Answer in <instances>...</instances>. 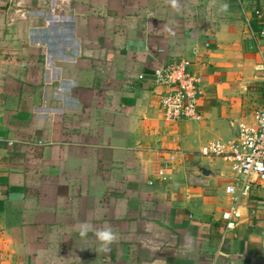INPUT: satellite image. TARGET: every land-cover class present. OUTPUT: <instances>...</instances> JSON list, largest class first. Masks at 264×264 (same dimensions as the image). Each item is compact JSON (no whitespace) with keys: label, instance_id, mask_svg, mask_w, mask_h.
<instances>
[{"label":"crops","instance_id":"obj_1","mask_svg":"<svg viewBox=\"0 0 264 264\" xmlns=\"http://www.w3.org/2000/svg\"><path fill=\"white\" fill-rule=\"evenodd\" d=\"M50 2L0 0V264H264V197L226 230L236 176L199 153L264 103V0ZM174 58L199 121L163 118Z\"/></svg>","mask_w":264,"mask_h":264},{"label":"built area","instance_id":"obj_2","mask_svg":"<svg viewBox=\"0 0 264 264\" xmlns=\"http://www.w3.org/2000/svg\"><path fill=\"white\" fill-rule=\"evenodd\" d=\"M63 1L60 4L63 5ZM57 5V0H51L52 10ZM52 17L57 18L58 15L53 13ZM158 52L162 53V50L159 49ZM153 75L156 83L169 89L160 98L165 120L176 122L202 119L198 99L202 96L203 89L199 78L188 70L186 60L174 58L169 63L155 68ZM199 153L210 158H220L230 166L236 176V185L230 184L225 188L231 195L232 205L221 214L225 229H232L241 219L238 210L240 198H248L256 192H260L264 197V103L253 112L250 120L237 122L234 137L207 141L201 146ZM166 166L167 163L163 162L157 169L156 175L159 178L165 179Z\"/></svg>","mask_w":264,"mask_h":264},{"label":"clouds","instance_id":"obj_3","mask_svg":"<svg viewBox=\"0 0 264 264\" xmlns=\"http://www.w3.org/2000/svg\"><path fill=\"white\" fill-rule=\"evenodd\" d=\"M173 7H175V3H173ZM227 4H224L222 6V10L226 11L227 10ZM80 235L84 236L87 231H89L91 229V225L89 223H82L80 225ZM96 238L99 242H101V244L103 246H105V248L107 247V245L111 244L115 239H116V235L115 233L111 230V228L109 227H105L102 230H97L95 232Z\"/></svg>","mask_w":264,"mask_h":264},{"label":"rangeland","instance_id":"obj_4","mask_svg":"<svg viewBox=\"0 0 264 264\" xmlns=\"http://www.w3.org/2000/svg\"><path fill=\"white\" fill-rule=\"evenodd\" d=\"M62 1H63V0H57V2H58V4H59V5H62V4H60V2H62ZM63 3H64V1H63ZM15 5H16V4H15ZM63 5H64V4H63ZM11 6H12V8H13V9L17 8V5H16V7H15V6H13V5H11ZM14 7H15V8H14ZM13 9H12V10H13ZM54 12H55V9H53V10H52V9H50V12H49L50 19H56V17H55V18H54V17H52V15H53V13H54ZM55 14H56V15H58V13H57V12H56ZM57 18H59V17H57Z\"/></svg>","mask_w":264,"mask_h":264}]
</instances>
